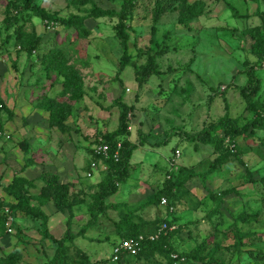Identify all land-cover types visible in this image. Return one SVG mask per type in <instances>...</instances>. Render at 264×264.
Listing matches in <instances>:
<instances>
[{
    "label": "rangeland",
    "instance_id": "1",
    "mask_svg": "<svg viewBox=\"0 0 264 264\" xmlns=\"http://www.w3.org/2000/svg\"><path fill=\"white\" fill-rule=\"evenodd\" d=\"M8 1L0 0V99L11 111L10 116L0 111V183L3 177L20 175L33 180L27 191L34 195L41 186L36 180L41 170L58 169L67 175L69 169L78 172V181L86 188L84 195L92 193L103 170L94 168L90 176L84 175L90 170L89 148L98 133L115 128L118 109L114 99L119 97L133 106L127 114L128 134L123 136L135 145L125 182L117 184L118 190L106 198L113 206L82 233L88 213L84 204L73 206L71 231L76 236L65 243V264H166L159 254L109 261L112 246L121 239L114 223L128 212L132 222L149 223L164 217L172 223L168 239L174 251L171 257L182 256L175 264H264L252 255L259 249L264 256L263 131L237 135L232 146L219 130L217 134L223 139L217 151L211 144L184 138L224 115L242 122L247 115L238 93L246 80L240 65L243 61L254 64L260 84L257 97L264 103V62L256 61L250 53L252 29L257 27V34L262 31L259 14L264 12V0H196L199 14L184 23L178 22L181 11L194 0H185L181 7L178 4L155 19L152 0H135L131 18L125 22L130 26L127 50L131 58L121 72L117 70L120 48L112 28L114 19L86 18L84 30H80L8 7L17 22L6 29L3 16ZM28 1L60 17L78 12L67 0ZM93 1L111 9H117L121 2ZM19 26L24 32L33 30L40 35L29 55L14 39ZM6 34L10 37L7 40ZM151 36L158 43L164 41L167 51L155 57L156 71L138 86L134 72L145 64L150 45L154 47L148 41ZM54 50L79 77L78 94L63 92V77L41 62ZM49 99L64 104L62 113L68 110L63 129L49 123V112L43 107ZM142 135L164 144L151 145ZM23 139L28 145L26 153L19 146ZM174 149L179 157L171 162ZM28 159L31 162L27 163ZM182 167L194 175L172 187L171 205L144 204L148 195L163 186L167 173L175 178ZM223 190L227 193L221 194ZM8 203L0 187V219L3 213L5 221L8 215L14 218L8 226L3 224L10 230L0 232V264H44L55 244L36 230L39 219L11 214ZM54 218L51 222L57 227ZM144 227H151V223ZM59 230L60 234L64 230L63 220ZM49 231L57 238L59 231ZM235 231L242 234L244 243L237 249L231 245ZM7 255L9 259H4Z\"/></svg>",
    "mask_w": 264,
    "mask_h": 264
},
{
    "label": "trees",
    "instance_id": "2",
    "mask_svg": "<svg viewBox=\"0 0 264 264\" xmlns=\"http://www.w3.org/2000/svg\"><path fill=\"white\" fill-rule=\"evenodd\" d=\"M69 4H73L77 9V13H70L66 17H60L56 12L49 13L41 7L30 3L28 0H9L5 4L3 21L5 28L7 29L10 24L17 22V17L15 13L9 12L8 7L12 9L20 8L22 10L30 11L35 17L40 20H50L53 23H57L60 26L65 28L76 27L80 30H84L82 27V22L86 18H101L107 17L109 19H114V24L112 28L114 30L115 37L118 40L120 48V56L117 61V70L121 72L126 65L130 62V54L127 50V42L129 39L128 30L129 25H126V21L131 18V10L134 7L135 0H121L117 9L111 8H101L95 4L93 0H67ZM185 0H152V13L153 18H157L161 13L169 10L175 9L178 4L181 7ZM87 5V6H85ZM199 1L194 0L189 4V6L181 11L182 17L178 18V22L184 23L188 20L196 17L199 14V11H195L198 8ZM185 13V14H184ZM261 14V15H260ZM259 17L261 21V33L257 34V27L252 29L253 35L251 42V51L250 53L255 57L256 61L264 62V12H260ZM154 27L151 26V32L153 34ZM250 31V30H249ZM9 37L8 34L5 35V40ZM14 39L20 45V47L26 51L29 55L32 50H34L40 39V35H36L33 30L30 32H24L21 30V27H16L14 32ZM154 47L150 45L148 48L149 52L145 58V64L142 67L135 69L133 79L140 86L144 81H147L149 76L156 71L155 57L164 54L166 49V44L164 41L159 43L154 41L152 36L148 39ZM49 56L43 62L44 66L51 70L55 71L57 74L63 77L61 82L63 86V92H71L72 95L78 94L80 91V80L79 77L74 73L72 67L65 65V62L61 60L58 50L53 52L49 51ZM242 72L246 76L245 82L239 86L238 93L240 98L244 103V110L247 111L246 116H241L243 118L242 122L239 123L236 117H228L226 115L218 117L212 122L204 125L200 130L194 134L185 135L184 138L189 139L190 142H198L200 144H211L214 146V150H219V145L222 142V137L220 138L217 132L220 130L224 136V139L227 138L229 145L234 146V137L237 135L249 136L255 134L256 130H262L264 133V103L259 100L257 97L259 89V79L254 73V67L252 63L243 61L241 64ZM124 88V87H123ZM116 105L118 112L116 117V126L109 132L98 133L102 143L108 145V153L111 154L115 149V143L119 142L120 147L118 150V158L116 161H113L111 155L109 158L101 160L95 154L92 148H89L90 161L96 160L97 162H103L106 165V169L103 170L101 177L94 184V190L92 193L87 196L84 195L82 188L73 187L74 184L70 182L62 183L58 180V176L48 170H41L36 176V180L41 182L39 191L32 195L28 193L27 187L32 186L33 180L21 177L20 175H13L10 182L6 185H1L2 191L5 194V197L9 199L7 204L9 211L12 213H21L24 216L37 218L39 219V227L36 229L43 237L49 238L54 244V250L47 259V262L44 264H65L66 255L65 252L67 247L66 242L71 243L72 239L76 234L71 231V219L73 217L72 207L78 204H84L86 211L88 213V221L85 223V227L82 226L80 233L84 231L87 226L92 225L98 219V216L108 207L113 205H108L106 203V198L116 192L117 184L125 182L127 177V167L128 159L131 151L135 148V145L128 142L126 139H123L124 135L128 134V118L127 114L133 109L131 104L127 105L123 103L120 98L113 100ZM63 103H52L50 99L44 104V109L49 112V123L50 125H56L58 128L63 129V120L68 112L66 109L62 113ZM4 110L7 113V116L11 115V111L3 104V101L0 99V111ZM175 130H171V133H175ZM217 134V135H216ZM165 136H169V133H164ZM1 136V135H0ZM144 140L151 145H162L164 141L157 140L156 138L153 141H150L147 137L142 135ZM122 138V139H121ZM97 139V138H96ZM96 139L93 142H96ZM21 150L26 153L28 151V145L26 140L19 142ZM236 156L235 154H233ZM264 159V155H262ZM31 162V159H28L27 163ZM88 162V163H89ZM96 162V161H95ZM101 171V170H100ZM167 179L163 181V186L155 190L152 194L147 196L144 204L147 205H158L160 204V197H164L166 201V206L172 204L170 201V196L172 187L176 184L181 185L188 178L192 177L194 173L188 170L185 167H182L177 171V174L172 177V173H167ZM166 174V175H167ZM91 186H88V189ZM227 190H223L221 194H226ZM85 196L89 200L85 199ZM49 202L56 211L63 212L66 211L67 217L64 222V230L59 237L53 238V236L46 229V220L47 215L41 209V206ZM5 215L0 219V232L4 233L5 226ZM131 213H125L123 218L118 220L119 231L118 234L120 238L127 237H136L138 234L148 235L152 233L156 227L165 222L167 225L172 224L168 219L161 218L158 220L150 221L151 227H144L147 225L146 221L140 220L139 222L130 221ZM14 218H12V221ZM244 220L245 219H241ZM144 228L143 230L139 227ZM171 233L167 231L165 235H160L154 240L145 239L142 241V244L139 250L134 255H127L122 253L119 255V258L116 262H120L126 257H133L136 259L147 257L149 258L153 254L161 255L166 264H175L182 256L180 257H171V252H174L169 248L168 239ZM242 234L238 231L234 233V242L231 244L233 247L242 246L241 240ZM237 249V248H236ZM254 252L253 257L256 259H261L264 262V256L261 255L259 249ZM251 253V252H249ZM12 255V254H10ZM7 255L4 259H9ZM195 258L196 254H191Z\"/></svg>",
    "mask_w": 264,
    "mask_h": 264
},
{
    "label": "built area",
    "instance_id": "3",
    "mask_svg": "<svg viewBox=\"0 0 264 264\" xmlns=\"http://www.w3.org/2000/svg\"><path fill=\"white\" fill-rule=\"evenodd\" d=\"M127 90V88L125 89ZM1 131H0V135H1ZM7 135H4V137ZM120 144L119 142L115 143V149L113 150V152L111 154L108 153V145L106 143H102L100 137H98L96 139V142L93 143L92 145V150L95 154H97L99 157L101 156L102 158H100L101 160L103 159H107L109 158V155H111V158L113 159V161H116L118 158V150H119ZM179 157V151L177 149L173 150V153L171 155L170 161H176ZM98 162L95 161H90L89 162V171H87L85 173V176H90L91 175V171L96 168L99 170H105L106 169V165L101 161V163L98 165ZM98 165V166H97ZM159 202L161 204H165V198L164 197H160ZM12 221V216L8 215L7 219L5 221V225L8 226V223ZM172 225H167L165 222L160 223L156 229L148 234V235H143V234H138L136 237H127V238H122L119 239L111 248V252L110 255L108 257L110 262H116L119 258V255L122 253H126L127 255H134L140 248L142 241H144L145 239L148 240H154L156 239L158 236L160 235H165L167 231L171 230ZM7 231H9V227L6 228ZM174 257V256H172Z\"/></svg>",
    "mask_w": 264,
    "mask_h": 264
},
{
    "label": "crops",
    "instance_id": "4",
    "mask_svg": "<svg viewBox=\"0 0 264 264\" xmlns=\"http://www.w3.org/2000/svg\"><path fill=\"white\" fill-rule=\"evenodd\" d=\"M170 153H171V151H170ZM89 156H90V153H89ZM70 159H72V157L70 158ZM70 159H68L67 161H69V164H70V169H72V165H71V163H70ZM89 162V161H88ZM49 171V170H48ZM77 171V170H76ZM97 171H99V170H97ZM51 172H53V173H55L57 176H58V180L60 181V182H62V183H66V182H70V183H73L74 184V186L73 187H76V188H82L83 190L84 189H86L85 188V185L84 184H82V183H80L78 180H80L78 177V172H69V169H68V172H67V175H66V173L64 172V173H60L59 171H58V169H53ZM65 174V175H64ZM100 174L101 173H99L98 175H96V176H100ZM85 175V174H84ZM88 177V176H87ZM10 179H11V176L10 177H3V178H1V183H0V187H1V185H6L8 182H10ZM118 190V189H117ZM116 190V191H117ZM115 193V192H114ZM112 195V194H111ZM87 196V195H86ZM110 197V195L108 196V198ZM106 201V203L108 204V205H110V202H109V199H106L105 200ZM49 208V211H47V209ZM52 208H53V210H52ZM109 207L107 206V208L106 209H108ZM41 209L44 211V213L47 215V220H46V226H47V228L46 229H48V232L50 233V231L49 230H54V231H56V232H58V233H55V234H58V236L57 237H59L60 235V231L61 230H59V224L61 223V221L63 220V223L65 222V219H66V217H67V213H66V215H64L63 214V212H58V211H56L55 209H54V207L49 203V202H47L46 204H44L43 206H41ZM56 211V212H55ZM72 211H73V207H72ZM50 212H51V214H50ZM73 213V212H72ZM52 217H56V218H54V221H56L57 222V227H55V226H53V221L51 222V218ZM71 221H72V219H71ZM72 225V224H71ZM119 223H118V221L116 222V223H114V226H115V231L117 230V235H119L118 234V231H119ZM54 236V235H53Z\"/></svg>",
    "mask_w": 264,
    "mask_h": 264
}]
</instances>
